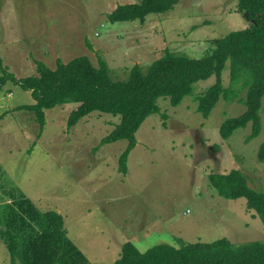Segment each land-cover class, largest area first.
Instances as JSON below:
<instances>
[{"label": "rangeland", "instance_id": "1", "mask_svg": "<svg viewBox=\"0 0 264 264\" xmlns=\"http://www.w3.org/2000/svg\"><path fill=\"white\" fill-rule=\"evenodd\" d=\"M135 3L138 0H0L4 67L25 78L37 74L36 60L56 69L58 61L86 56L95 66L99 59L107 61L113 78L124 80L134 65L147 69L166 50L200 59L214 40L250 25L234 12L237 0H183L168 13L148 16L143 24L109 21L118 6ZM222 79L228 88L229 64ZM215 80L198 83L193 96L178 107L160 100L166 118L160 114L144 122L126 174L120 172L118 160L128 143L101 146L120 124L119 117L93 113L69 128L67 120L77 105L58 106L46 112L40 133L31 112L10 113L0 126V207L12 202L7 194L19 198L25 192L41 200L43 210L64 209L68 236L90 263H114L127 242L146 252L165 243L180 247L222 238L234 244L264 241V222L247 209L246 200L221 197L209 179L238 170L253 189L264 193V162L258 161L264 98L260 135L248 141L249 124L223 140L221 125L246 107L222 99L208 118L202 117L194 97ZM8 89L0 92L2 110L35 103L31 93L16 86L8 94ZM2 216L0 211L1 229ZM10 263L0 236V264Z\"/></svg>", "mask_w": 264, "mask_h": 264}, {"label": "trees", "instance_id": "2", "mask_svg": "<svg viewBox=\"0 0 264 264\" xmlns=\"http://www.w3.org/2000/svg\"><path fill=\"white\" fill-rule=\"evenodd\" d=\"M183 0H138L135 4L118 6L108 15L112 23H145L150 15L172 11ZM236 13L250 24L245 30L232 32L212 42V47L200 59L166 50L147 69L134 65L124 80H115L107 61L99 65L81 56L68 63L58 61L56 69L35 61L37 74L17 78L5 67L0 53V92L19 87L31 93L35 103L6 111H28L40 126L46 125V112L58 106L77 105L67 120L69 128L93 113L120 118V124L101 142V146L126 141L128 146L119 158V170L126 174L127 162L137 146L136 134L151 116L160 115V100L178 107L193 96L195 86L215 77V83L195 96L197 112L208 118L222 100L246 107L243 114L225 121L219 133L228 140L238 129L252 125L248 141L262 131V100L264 98V0H237ZM230 68V86L224 87L222 74ZM245 93L246 98H240ZM162 115V114H161ZM165 119L166 116L162 115ZM258 161L264 162V142L258 151ZM213 189L228 200L245 199L247 209L255 211L264 222V193L253 189L238 170L209 177ZM11 197L1 205L2 227L11 257L10 264H105L90 263L69 238L65 219L55 210L43 211L23 194ZM16 197V198H15ZM13 198H15L13 200ZM3 231V232H2ZM112 264H264V241L234 244L227 238L210 243H189L175 247L159 244L141 252L133 243L121 248L119 259Z\"/></svg>", "mask_w": 264, "mask_h": 264}, {"label": "crops", "instance_id": "3", "mask_svg": "<svg viewBox=\"0 0 264 264\" xmlns=\"http://www.w3.org/2000/svg\"><path fill=\"white\" fill-rule=\"evenodd\" d=\"M0 9H1V5H0ZM2 100V98H0V101ZM20 107V106H19ZM2 107H0V126L1 127H4V126H2V124H4L7 120H8V118L10 117V115L9 114H7V115H5V113H6V111H8V110H15V109H17L18 107H14V108H10V109H8V110H2L1 109ZM0 127V128H1ZM22 194H24L26 197H28V199H30L32 202H34V204L39 208V209H44V208H42V206H41V200H34V199H32V198H30V196L29 195H27L25 192H22ZM59 209V210H58ZM58 209H56L55 211H57L58 213H60V214H62V216L64 217V219L66 220V218H65V216L63 215V214H65V211H64V209H60V208H58ZM43 211H49V210H43ZM105 243V242H104ZM106 244V243H105Z\"/></svg>", "mask_w": 264, "mask_h": 264}]
</instances>
